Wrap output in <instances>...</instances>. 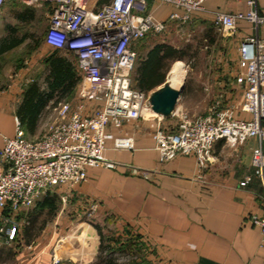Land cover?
<instances>
[{
  "label": "built area",
  "instance_id": "built-area-1",
  "mask_svg": "<svg viewBox=\"0 0 264 264\" xmlns=\"http://www.w3.org/2000/svg\"><path fill=\"white\" fill-rule=\"evenodd\" d=\"M6 1L0 0V6ZM11 1L47 9L44 45L72 56L79 77L78 102L51 101L56 119L39 136L28 137L17 118L14 135L4 138L0 148V242L4 235L11 239L16 232L18 210L34 205L50 191L61 192L65 202L86 181L88 167L115 165L103 155L109 128L120 129L130 120L144 118L161 121L163 116L150 113L149 92L132 85L137 56L134 44L149 32L166 30L171 21L187 22L194 13L204 11L206 0ZM150 2L174 10L168 19H158L148 11ZM247 3L246 12L214 10L211 21L227 36H236L243 20L257 30L264 24V15L258 14L253 0ZM235 82L242 90L238 106H221L217 101L200 115L174 108L170 116L175 124L155 127L152 137L160 162L190 155L200 173L213 158L215 142L224 140L234 146L249 138L264 140V38L257 33L240 38ZM237 109L248 117L237 116ZM113 146L133 149V136L115 137ZM251 166L264 184L260 147L252 150ZM249 179L246 176L240 185ZM251 221L264 235V216H252ZM75 251L69 241L58 237L51 247V264L74 259Z\"/></svg>",
  "mask_w": 264,
  "mask_h": 264
},
{
  "label": "crops",
  "instance_id": "crops-1",
  "mask_svg": "<svg viewBox=\"0 0 264 264\" xmlns=\"http://www.w3.org/2000/svg\"><path fill=\"white\" fill-rule=\"evenodd\" d=\"M253 1L258 14L264 15V0ZM8 2L11 0L2 6ZM247 2L206 0L204 11L194 13L192 21L209 23L214 10L246 12ZM173 10L170 5L155 2L148 7L162 20L168 19ZM254 33L264 38V24L255 30L249 22L240 21L237 45L242 36ZM152 44H146L144 51ZM1 63L0 148L5 137L14 135L17 110L27 84L38 80L43 85L42 77L29 76L25 66L17 70L19 75L11 77V69L2 71ZM233 88L225 104L215 100L214 95L208 107L201 105L206 109L203 114L217 101L221 106H238L242 90L237 84ZM46 106L48 103L39 112L32 133L23 126L26 134L37 130ZM236 115L248 117L240 109ZM167 123L144 118L130 120L120 129L109 128L103 155L115 165L88 167L86 181L72 191L67 201L59 203L54 218L40 234L15 232L11 239L4 235L0 264H51V247L60 236L73 245L78 255L59 264H90L97 258L99 231L122 241L127 235L136 236L137 255L144 264H264V235L251 221L252 216H264V184L251 166L252 150L260 147L264 152V140L249 138L234 146L224 140L215 142L211 162L199 173L190 155L159 161L152 132L157 125L170 128L172 122ZM262 124L264 127V120ZM128 135L133 136V149L113 146L115 137ZM246 176L249 181L240 185ZM19 247H23L21 251ZM121 256L125 261L128 255Z\"/></svg>",
  "mask_w": 264,
  "mask_h": 264
},
{
  "label": "rangeland",
  "instance_id": "rangeland-1",
  "mask_svg": "<svg viewBox=\"0 0 264 264\" xmlns=\"http://www.w3.org/2000/svg\"><path fill=\"white\" fill-rule=\"evenodd\" d=\"M27 8L33 10V16L27 19L20 18L19 14H22ZM192 20L191 18L183 24L172 21L166 30L160 33L149 32L138 44H135V51L139 56H142L147 47L146 44L161 41L184 52L181 58L169 62L165 79L168 81L173 63L180 61L184 69V77L181 82L183 88L175 108L189 115H200L203 114L206 110L205 107L214 98L225 104L232 94L231 92H234L238 37L223 35L222 31L212 21L203 23ZM47 27L48 12L45 7L30 6L15 1L0 6V38L3 35L24 37L21 43L0 55V62L3 64L2 71L9 72L11 69L10 75L14 77L18 74L17 70L25 66L26 69H29V76L34 78L38 76L43 79L46 73L44 58L50 51L44 46V34ZM60 52L72 58L64 50ZM214 95L216 96L214 97ZM64 100L69 101L71 105L78 102L75 93ZM201 105H205V107H201ZM148 114L146 113V116H152ZM56 116L53 106L44 108L39 127L33 134L26 135L28 137L39 136L56 119ZM162 121L165 123L172 122L171 125H173L176 119L171 116L161 117ZM52 193L57 194L60 203L61 192L58 194L55 191H50V194ZM33 207L34 205L24 207L16 212L15 217L18 218L17 233L21 234L29 230L30 235L40 234L44 227L49 226L58 209L49 214L45 211L44 214L42 213L38 218H35L31 214L29 215V211ZM22 248L19 247V250L21 251Z\"/></svg>",
  "mask_w": 264,
  "mask_h": 264
},
{
  "label": "trees",
  "instance_id": "trees-1",
  "mask_svg": "<svg viewBox=\"0 0 264 264\" xmlns=\"http://www.w3.org/2000/svg\"><path fill=\"white\" fill-rule=\"evenodd\" d=\"M33 13L31 8H27L22 14H19V17L31 18ZM144 37L136 43L138 44ZM23 39L24 37L3 35L0 38V54L18 45ZM183 55L184 52L171 44L154 41L142 56H136L131 75L132 85L143 91H150L157 87L165 80L169 62L181 58ZM44 64L46 73L43 76V85L38 80H33L27 84L17 110V117L27 133H32L35 130L36 120L43 106L48 102H55L72 96L76 92L79 80L74 61L57 49H50L44 58ZM58 206L57 194H50L49 192L36 200L34 207L29 211V215L38 218L45 211L48 214L54 212ZM26 232L29 234V230ZM99 234L98 254L92 264H144V260L137 255L139 242L136 236L126 234L127 236L122 241L119 237L105 235L101 231ZM123 254L128 255L125 261L120 259L124 258L121 256Z\"/></svg>",
  "mask_w": 264,
  "mask_h": 264
},
{
  "label": "water",
  "instance_id": "water-1",
  "mask_svg": "<svg viewBox=\"0 0 264 264\" xmlns=\"http://www.w3.org/2000/svg\"><path fill=\"white\" fill-rule=\"evenodd\" d=\"M183 83L172 86L167 80L152 89L148 94V101L153 112L163 117H168L174 110L180 97Z\"/></svg>",
  "mask_w": 264,
  "mask_h": 264
},
{
  "label": "bare ground",
  "instance_id": "bare-ground-1",
  "mask_svg": "<svg viewBox=\"0 0 264 264\" xmlns=\"http://www.w3.org/2000/svg\"><path fill=\"white\" fill-rule=\"evenodd\" d=\"M184 77V69L180 61H175L171 67V71L168 77L169 83L177 87L181 84ZM151 114H154L155 112L150 111Z\"/></svg>",
  "mask_w": 264,
  "mask_h": 264
}]
</instances>
